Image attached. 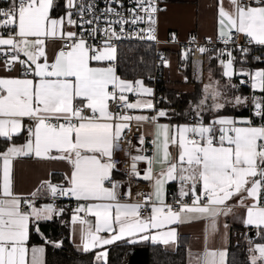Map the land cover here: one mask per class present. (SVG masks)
<instances>
[{
	"label": "snow or ice",
	"instance_id": "snow-or-ice-1",
	"mask_svg": "<svg viewBox=\"0 0 264 264\" xmlns=\"http://www.w3.org/2000/svg\"><path fill=\"white\" fill-rule=\"evenodd\" d=\"M228 2L230 8L226 9L224 0H219L216 35L225 47L216 49L211 58L219 60L227 80L224 91L237 87L232 78L239 75L247 77L241 84L262 94L250 100L260 126L247 117L220 114L228 104L246 107L249 98H228L219 82L211 79L202 98L191 105L192 123L161 124L160 118L168 112L157 109L149 98L153 90L141 79L117 75L112 63L117 53L113 39H122L128 24L147 23L146 29L139 30L145 35L139 38L156 40V13L160 10L156 0H129L135 7L127 9L122 0H105L102 9L95 0H64V12L58 17L51 14L60 6L55 0H12L10 6L0 8V29L8 33L7 37L0 34V56L4 57L0 67L11 72L19 64L25 73L23 78L0 77V140L6 143L0 151V264H42L43 247H32L30 262L27 259L30 225L51 220L64 209L53 203L36 207L35 198L41 194L88 202L72 209L71 223L85 253L102 249L95 252L96 264H107L105 246L116 241L175 245L178 234L173 225L201 219L207 222V244L218 231L219 217L232 214L234 206L229 201L235 197H239L236 206L245 208L242 224L257 229L264 239V68L237 72L233 54L239 51L241 63L250 54L249 47L237 43L241 35L248 45L264 46V0ZM101 21L104 27L99 26ZM114 25H119V31ZM66 26L78 27L79 32L67 31ZM97 35L104 37L101 47L90 43ZM172 38L175 40V34ZM48 39L66 41L51 64L46 55ZM206 39L214 43L212 37ZM194 41L193 37L190 43ZM196 51L203 55L211 49L201 45ZM190 52L183 50L182 59ZM161 61L168 66L166 59L161 57ZM92 62L108 63L93 67ZM129 94L137 97L134 102ZM110 102L116 111L110 109ZM85 110L91 115H85ZM145 111L155 115L133 114ZM205 112L214 113L213 119L205 122ZM25 118L33 123L26 126ZM133 122L138 130L143 124L153 125L154 138L151 156L141 154L146 151L143 134L138 137L141 147L137 154L130 155L128 175L150 182L152 189L147 194L137 193L141 199L130 203L122 202L120 182L112 179L116 167L112 156ZM24 131L27 139L23 144L12 142ZM171 147L177 149L175 157ZM20 157L67 161L70 174L64 177V184L41 181L29 194L32 199L22 198L14 192L12 180V162ZM140 162L146 164L143 175L137 167ZM169 182H178L179 189L172 204L165 200ZM131 196L130 189L124 193L125 198ZM247 200L251 203H245ZM224 228H228L226 223ZM54 246L61 245L55 242ZM248 252L247 264H264V243L249 240ZM226 256V250L206 247L196 259L199 264H225Z\"/></svg>",
	"mask_w": 264,
	"mask_h": 264
},
{
	"label": "crops",
	"instance_id": "crops-1",
	"mask_svg": "<svg viewBox=\"0 0 264 264\" xmlns=\"http://www.w3.org/2000/svg\"><path fill=\"white\" fill-rule=\"evenodd\" d=\"M12 2V0H10ZM57 5L55 13L52 12L51 14L54 17H58L63 14L64 9L62 7L64 0L62 3L59 4L58 0H55ZM218 7H219V0H164L163 7L159 11L157 18H156V33L158 38L161 40L160 47L162 49L163 58L166 59L169 63L168 66H164L161 61L162 65V76L164 79L165 87L169 89H173L178 92H184L186 94H190V98L188 100V110L191 113V105L195 104L202 98L204 86L210 83V79L212 82H219L221 86V90L224 92L228 98H232L233 96H242L249 98L248 106L250 105V100L253 96H260L262 95L260 92H253L250 86H245L240 83L244 76H234L232 78V83L235 84L236 88H228L226 91L223 90V85L227 84L226 78L222 75V68L220 66L219 60H214L213 57L215 55V51H210L207 53L203 67H202V74L197 79H191L188 73H185L183 70L182 64H180V60L182 59V49L179 48V43L184 39L192 36L197 38L202 37H212L216 38L217 35V27H218ZM224 7L226 9L230 8V4L228 0H224ZM61 8V11H59ZM66 30H70V26H66ZM168 34H175V40L166 41V37ZM7 37V36H5ZM244 37V36H239ZM59 43L60 39H48L46 41V55L48 63L51 64L54 62L57 53L59 50ZM21 59H26L20 54ZM226 58V57H225ZM40 62H43L41 59ZM108 62H105L103 65L99 64L98 62H92L93 67L98 66H107ZM115 66V61L112 62ZM234 68L237 72L241 69L245 71H254L258 68L264 67H248L242 65H234ZM0 77H18L23 78L24 74H19L15 69L11 72L4 71L2 67H0ZM27 78L31 79V75H28ZM124 79V78H123ZM141 79L139 77L133 79ZM129 80V79H127ZM142 80V79H141ZM145 83V82H144ZM240 84V87H239ZM145 85L153 90V96L149 97L154 101V87L150 84L145 83ZM243 87V88H242ZM137 97L129 94V100L134 102ZM209 104L211 101L209 100ZM227 106H232L228 104ZM167 111V110H166ZM252 111V106H251ZM210 113V112H205ZM204 113V114H205ZM135 114H145V115H155V112H135ZM203 114V115H204ZM221 114V113H220ZM209 119H205V122L210 121L213 119L215 114L210 113ZM226 116H230L236 119H240L242 117L250 118V115H232V114H222ZM188 116L194 117V114H188ZM186 116L184 119L175 120L170 119L168 116L164 118H160L159 123L161 124H186ZM29 122L30 125L33 123L31 120L25 118L24 124ZM262 123V122H261ZM261 123H253L254 126H260ZM141 129V134L145 136V143L143 145L145 152L141 153L143 155H152V140L154 138V126L151 124H143ZM27 137L24 136V132L14 137L12 142L16 144H23ZM137 148H140L141 145L136 140ZM6 147V143L0 140V151L4 150ZM150 147V149H149ZM136 149L130 155H136ZM170 152L175 157L177 155V149L175 147L170 148ZM56 153L53 152V155ZM112 159L115 161L114 155ZM131 160L129 159V165ZM138 170L140 171L141 175L146 168V164L144 162H140L137 165ZM0 169H2V161H0ZM71 165L67 163V161L63 160H51V159H37L35 157H20L14 159L12 162V180H13V190L16 194H19L21 197H27L26 199H32L29 195L33 191H36L41 184V181L51 180L52 183L55 184H64L65 180L64 177L70 174ZM120 173L117 168L113 170V174ZM119 178V176L113 177L112 179ZM107 186H111L110 184ZM168 190L173 191L175 195H178V185L177 182H169L166 185V193ZM166 196V194H165ZM47 195L41 194L35 198V205L36 207H40L45 203L43 200L47 198ZM74 199V198H73ZM239 197L233 198L229 201V204L233 205L232 214L228 215L227 217L221 216L218 219V231L215 234H212L208 239L207 244L205 243V229L207 227V222L203 219L196 220L188 223H182L173 225L177 229V234L185 235L187 237V246H186V259L185 264H199V261L196 259L200 257L207 247L209 250H226L227 246L230 241V236L232 234V228L235 227L240 231L239 236L244 238L245 236V244L247 245V251L249 248V240L254 242L256 240V235L258 230L252 227H245L241 222V217L245 213V208L236 206L237 200ZM122 202H129L123 201ZM88 203L86 201H77L74 199V204L70 209L69 220H68V239L75 250L83 251L80 247L81 241L79 232H74V227L71 223V215L72 209H74L78 204ZM131 203V202H130ZM245 203H251L250 200L245 201ZM55 216V215H54ZM56 218V216H55ZM93 219L94 218H90ZM228 225L227 230L224 228V224ZM253 230L254 234L251 236L247 235V232ZM227 232V239L225 240V233ZM233 234L236 235L235 230ZM102 235H107L102 234ZM247 238V239H246ZM258 239V238H257ZM126 241V240H122ZM259 241L264 243V239L259 238ZM151 243L150 241H143L140 243L135 244L134 246H146V244ZM164 249L172 250L174 249L175 245H168L164 246L160 244ZM29 248V255L27 259L31 260V252L30 249L32 247H43L40 244L36 245H27ZM106 247V246H105ZM133 247V246H132ZM102 249H95V252L101 251ZM249 257V252H248ZM42 264H43V254L40 257Z\"/></svg>",
	"mask_w": 264,
	"mask_h": 264
},
{
	"label": "trees",
	"instance_id": "trees-1",
	"mask_svg": "<svg viewBox=\"0 0 264 264\" xmlns=\"http://www.w3.org/2000/svg\"><path fill=\"white\" fill-rule=\"evenodd\" d=\"M58 2L61 4L62 0H58ZM59 11H61V8H59ZM52 12L55 13V10ZM116 48L115 68L117 75L129 80L139 77L145 83L152 85L155 93L160 96L157 104L166 107L170 119L181 120L188 116V114L190 115V112L187 110L189 109L188 100L191 95L165 87L162 76V65L160 67L158 79L155 81L152 80L154 47L150 42L123 40L117 43ZM255 50L258 52L259 57L262 58L260 61L252 56L251 49L244 63L240 62V53H233L237 57V61L234 65L264 67V46L258 47ZM206 55L207 53L205 57ZM179 63L182 64L184 72L188 73V59H181ZM251 106H248V104L246 107L226 105V107L221 110V114L250 115L252 123H257L258 117L253 116ZM209 114L210 113L204 114L206 120L209 119ZM116 176L121 177L123 175L115 172L113 177ZM69 214L70 207L64 208V212L56 216V218L38 221L30 225V238L27 245L40 244L43 246V264H96L95 250L88 253L77 251L70 243L68 239ZM37 225L39 231H37ZM232 229L230 241L226 249L227 256L225 258V264H247L248 251L247 245L245 244V236L244 238L239 236L240 231L236 227ZM234 230L236 235L233 234ZM46 241L53 243H46ZM55 242H59L61 246H54ZM132 246L134 245H129L126 241L122 240L106 246L108 251L107 264H122L126 256V250ZM146 246L148 249L147 264H185L187 246V237L185 235L178 236L177 243L172 250L164 249L160 244L153 245L152 243H148ZM101 264H103V262H101Z\"/></svg>",
	"mask_w": 264,
	"mask_h": 264
},
{
	"label": "built area",
	"instance_id": "built-area-1",
	"mask_svg": "<svg viewBox=\"0 0 264 264\" xmlns=\"http://www.w3.org/2000/svg\"><path fill=\"white\" fill-rule=\"evenodd\" d=\"M95 2L97 4V8H99V9H102L106 6L105 0H95ZM163 2H164V0H156V5H157L158 9H160V10L162 9ZM11 3L12 2H10V0H0V8H7L8 6H10ZM122 3L124 6V9H127L129 7H135L134 4L129 3V0H122ZM118 10H120V9H118ZM160 10L157 11L156 18H157V15H158ZM125 15L127 17L128 13L125 12ZM99 26L104 27V24L102 21L99 23ZM114 27H116L117 31H119V25H114ZM147 27H148L147 23H138L137 25L128 24L125 26V33L123 34V38L120 40L113 39L112 43L116 47L117 43L119 41H123V40H125V41L135 40V41L150 42L154 47L152 80L155 81L156 79H158V74H159L160 67H161V57H163L161 47H160L161 40L158 38L156 31H155V35L157 37L156 40H148V39L139 38V36L145 35V33H142L139 30L140 29H146ZM155 29H156V25H155ZM69 31L79 32V28L70 26ZM0 34H3L4 36L8 35L7 31L2 30V29H0ZM172 37H173L172 34H168L166 37V41L173 40ZM192 38L193 37L190 36V37L184 39L183 41H181L179 43V48L182 50L191 49V52L187 58L188 59V75L191 79H197L202 74V67H203L204 57H205L206 53L201 55L199 52L196 51V48L203 45V46L211 49V51H215L216 49L224 48L225 46L221 42L216 40V38H213L214 43H209V41L206 39L207 37H202V38L194 37L195 41L190 43V41H192ZM103 39H104L103 36L97 35L95 40H90V43L94 44L96 47H101ZM65 43H66V41L60 40L59 50L64 48ZM237 43L252 49L251 54L253 57L259 56L258 52L255 49L258 47H261V46H259V45H248L246 37H238ZM229 47H233V46L229 45ZM233 53H239V51L234 50ZM3 60H4V57L0 56V65H2ZM13 69H15L17 71V73L25 75L24 70L20 67L19 64H17ZM243 79L247 80V77H243ZM244 85L249 86L248 84H244ZM159 98H160V96L154 92V103L156 105V108L166 110L165 106H160L157 104ZM110 109L112 111L117 110L116 106L114 104H112L111 102H110ZM133 114H135V112H133ZM85 115H91V113L88 110H85ZM193 119H194V117L188 116L186 118V122L192 123ZM257 123H261V120L259 117H258ZM25 125L26 126L30 125V123L27 122V123H25ZM141 129H142V127L140 126L139 130H138L136 123L133 122L132 126H131V131L125 130L124 139L120 142V147L113 152L114 158L116 159V162H117L116 168L123 175V176L116 178V179H113V180L120 182L119 191L121 194V200H123V201L137 202L141 199L140 197H138L136 195L137 193L147 194L152 190L150 182L144 181L142 179H138L135 176H129L128 175L130 154L132 152H134V150L137 147L136 140H138V137L141 135ZM24 136L27 137V131H24ZM129 141L131 143H129ZM149 149H150V147H149ZM177 185H178V182H177ZM129 189L132 192V196H131V198H125L124 193L129 191ZM22 198L26 199L27 197H22ZM176 198H178V195H175L173 193V191H171V190L167 191L166 196H165V200L167 203L172 204L174 202V199H176ZM43 202L45 204L53 203L55 205V207L57 209H59V208H64V207H71L74 204V199L70 198V197H62V196H58L56 198H51L48 196L47 198H45V200H43ZM189 202H190V198H189ZM24 207L26 208L27 206L25 205ZM145 214H147V213H145Z\"/></svg>",
	"mask_w": 264,
	"mask_h": 264
},
{
	"label": "water",
	"instance_id": "water-1",
	"mask_svg": "<svg viewBox=\"0 0 264 264\" xmlns=\"http://www.w3.org/2000/svg\"><path fill=\"white\" fill-rule=\"evenodd\" d=\"M55 218V216H53ZM253 230L248 231L247 235L251 236ZM148 261V249L147 246H133L126 250V256L124 257L122 264H147Z\"/></svg>",
	"mask_w": 264,
	"mask_h": 264
},
{
	"label": "rangeland",
	"instance_id": "rangeland-1",
	"mask_svg": "<svg viewBox=\"0 0 264 264\" xmlns=\"http://www.w3.org/2000/svg\"><path fill=\"white\" fill-rule=\"evenodd\" d=\"M247 233H248V232H247ZM256 237H257L258 239L256 238V240H255L253 243H263L262 241H259L260 235H258V233H257Z\"/></svg>",
	"mask_w": 264,
	"mask_h": 264
},
{
	"label": "bare ground",
	"instance_id": "bare-ground-1",
	"mask_svg": "<svg viewBox=\"0 0 264 264\" xmlns=\"http://www.w3.org/2000/svg\"><path fill=\"white\" fill-rule=\"evenodd\" d=\"M72 206H73V205H72ZM72 206L70 207V209L72 208ZM64 208H68V207H64ZM64 208H63V209H64ZM253 233H254V231H253Z\"/></svg>",
	"mask_w": 264,
	"mask_h": 264
}]
</instances>
